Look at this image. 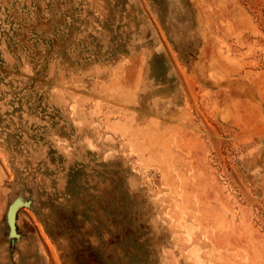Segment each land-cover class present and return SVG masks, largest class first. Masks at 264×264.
<instances>
[{"label": "rangeland", "instance_id": "374dc122", "mask_svg": "<svg viewBox=\"0 0 264 264\" xmlns=\"http://www.w3.org/2000/svg\"><path fill=\"white\" fill-rule=\"evenodd\" d=\"M0 264H264V0H0Z\"/></svg>", "mask_w": 264, "mask_h": 264}, {"label": "water", "instance_id": "95a60500", "mask_svg": "<svg viewBox=\"0 0 264 264\" xmlns=\"http://www.w3.org/2000/svg\"><path fill=\"white\" fill-rule=\"evenodd\" d=\"M13 216H14V213H13V210H10L9 211V223H10V231H9V235L11 237H14L16 236V232H15V228H14V223H13Z\"/></svg>", "mask_w": 264, "mask_h": 264}, {"label": "bare ground", "instance_id": "6f19581e", "mask_svg": "<svg viewBox=\"0 0 264 264\" xmlns=\"http://www.w3.org/2000/svg\"><path fill=\"white\" fill-rule=\"evenodd\" d=\"M217 211H218V210H217ZM217 211H216V212H217ZM206 215H207V214H206ZM14 230H15V229H14ZM15 232H16V231H15Z\"/></svg>", "mask_w": 264, "mask_h": 264}]
</instances>
